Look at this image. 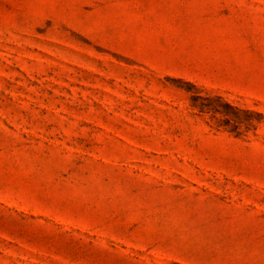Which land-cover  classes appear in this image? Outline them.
Masks as SVG:
<instances>
[{"label":"rangeland","instance_id":"1","mask_svg":"<svg viewBox=\"0 0 264 264\" xmlns=\"http://www.w3.org/2000/svg\"><path fill=\"white\" fill-rule=\"evenodd\" d=\"M0 264H264V0H0Z\"/></svg>","mask_w":264,"mask_h":264}]
</instances>
